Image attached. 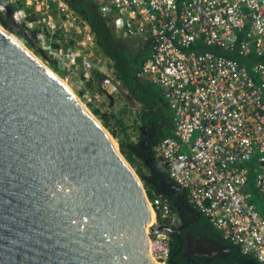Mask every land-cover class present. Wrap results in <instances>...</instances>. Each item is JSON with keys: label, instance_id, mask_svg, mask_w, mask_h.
<instances>
[{"label": "built area", "instance_id": "1", "mask_svg": "<svg viewBox=\"0 0 264 264\" xmlns=\"http://www.w3.org/2000/svg\"><path fill=\"white\" fill-rule=\"evenodd\" d=\"M83 1L119 36L148 47L137 76L159 88L171 111L172 134L152 147L168 178L223 240L264 264V0ZM0 16L70 77L96 80L108 94L123 90L67 1L0 0ZM146 197L149 254L170 264V235L152 228L180 218L165 195Z\"/></svg>", "mask_w": 264, "mask_h": 264}, {"label": "water", "instance_id": "2", "mask_svg": "<svg viewBox=\"0 0 264 264\" xmlns=\"http://www.w3.org/2000/svg\"><path fill=\"white\" fill-rule=\"evenodd\" d=\"M157 181L185 196L167 175ZM151 218L105 126L0 26V264H156Z\"/></svg>", "mask_w": 264, "mask_h": 264}, {"label": "trees", "instance_id": "3", "mask_svg": "<svg viewBox=\"0 0 264 264\" xmlns=\"http://www.w3.org/2000/svg\"><path fill=\"white\" fill-rule=\"evenodd\" d=\"M65 1H67L75 11L81 14L88 21L89 26L96 37V41L101 52L112 62L111 65L113 68V73L115 75V78L119 81L121 88L126 92L127 97H129L140 106V109L136 114L137 125L135 126V128L149 124L152 121L156 123V120L167 118L169 115L168 111H170V109L166 102H163V97L161 96L159 88L153 83L140 79L137 76L139 68L147 56L148 47L145 46L144 48H140L136 53H134V55H132L127 50L125 45L122 44L115 36L114 32L109 26L108 19L101 16L96 6L92 2L83 0ZM0 24L6 30L24 40L25 36L14 26H12L7 18L0 16ZM93 114L98 115L99 112L93 111ZM153 114L155 115L154 117ZM121 125L123 127V132L126 133V125L124 123H121ZM161 130L162 129L158 127L156 128L157 137L150 145L151 150L157 140L164 136H167V131L165 133H162ZM120 152L124 155L125 159L128 162L133 161L132 157L134 151L131 146L125 148V145L121 143ZM152 159L159 170L162 171L163 174L167 175V172L155 159L153 153ZM139 176L142 177V174H139ZM144 184L147 195L149 197H153V193L162 194L158 190V188H155L153 185L148 184L146 181ZM163 195L168 198L172 210L177 212L173 196L169 194ZM201 218L207 223V225H209V229L206 230L207 232L213 234L217 232L203 216H201ZM169 235L171 242V255L173 247L176 245V238L170 233Z\"/></svg>", "mask_w": 264, "mask_h": 264}, {"label": "rangeland", "instance_id": "4", "mask_svg": "<svg viewBox=\"0 0 264 264\" xmlns=\"http://www.w3.org/2000/svg\"><path fill=\"white\" fill-rule=\"evenodd\" d=\"M109 26L111 27L110 24ZM6 31L9 32L13 37H15L37 59H39L47 68H49L61 81H63L70 88L71 92L87 107V109L91 113H93V111L99 112L98 115H93L105 126L119 151L121 143L125 145V148L129 146H131L133 149L136 148L137 144H139L144 135V133L141 134V126L135 128V126L137 125L136 114L140 109V106L136 102L131 100L129 97H127L125 94L126 92L124 90H122L120 93L108 94L98 88V81L96 80L93 82L91 81L83 83V81L78 77H70L69 75H67V72L61 66H59L50 56L46 57L44 54L40 53L39 50L34 46L33 42L26 40V38H24L23 40L15 34L11 33L10 31ZM112 31L132 55H134V53H136L137 50L140 49L135 44L136 42L134 40H128L126 38H123L122 36H119L114 31V29H112ZM104 70L105 73L111 72L112 67L109 65L108 62L105 63ZM111 77L114 78L113 72ZM121 123H124L126 125V133L123 132V127ZM147 130L148 128L145 127L144 131L147 132ZM167 130L168 124L163 126L161 132L165 133ZM121 155L124 157L122 153ZM132 160V162H128L127 160L126 161L141 181V184L145 189V193L147 194L144 184L145 179L143 176L147 177L152 176L153 174L145 166L142 159L139 157V154L135 150ZM147 161L148 164L153 163L152 158H149ZM139 174H142L143 178L139 176ZM177 214L180 218L179 212H177ZM190 232V234H192L193 232L196 234H193L191 238L189 237V246H185L184 240L182 243V246L184 247L182 248L189 247V252L201 250L205 253H213L211 251L212 247L209 246L210 242L215 243L213 233H209L206 231L205 228L203 229L199 226H197L195 229H191Z\"/></svg>", "mask_w": 264, "mask_h": 264}, {"label": "flooded vegetation", "instance_id": "5", "mask_svg": "<svg viewBox=\"0 0 264 264\" xmlns=\"http://www.w3.org/2000/svg\"><path fill=\"white\" fill-rule=\"evenodd\" d=\"M148 130L147 132L143 135V138L137 144L136 148H132L133 151L135 150L138 154L139 157L142 159L143 163L145 166L151 171L153 174L152 176H143L145 181L148 184L153 185L155 188H157L158 185V177L161 175V171L156 165H153V170H150L148 167V159L151 157L148 147H150L151 151V143L156 139V126L154 125L153 122H150L149 124L145 125ZM147 138V139H146ZM146 141V143H144ZM180 214V223L174 228H179L178 230L174 231L172 233V236H175L176 238V245L173 247L172 254L170 255V264H223L219 260H217L215 257L211 258L212 253H205L201 250H196V251H190L189 252V247L188 248H182L183 241L185 240V246H189V237L191 238L193 234H190L191 229H195L197 226L202 227L203 229L205 228L206 230L209 229V225L199 216H191L185 212H179ZM191 214V213H190ZM193 215V214H192ZM182 222V223H181ZM200 235V234H199ZM216 235H214L215 237ZM187 241V242H186ZM212 251V249H211Z\"/></svg>", "mask_w": 264, "mask_h": 264}, {"label": "crops", "instance_id": "6", "mask_svg": "<svg viewBox=\"0 0 264 264\" xmlns=\"http://www.w3.org/2000/svg\"><path fill=\"white\" fill-rule=\"evenodd\" d=\"M154 116L155 115L153 114V117ZM153 123L156 127L160 128V129H163V126L168 124V130L166 133H167V135L172 134L173 126H172V122H171L170 111H169V115L167 118L156 120V123L155 122H153ZM143 126H145V125H143ZM151 154H152V150H151ZM151 158H152V155H151ZM161 174H163L162 171H161ZM172 196L174 198L175 206H177L182 212H185L191 216L196 215V214L194 215V212H191V209H194V208H192L188 204L186 196H183V198H180L181 192L175 193ZM214 235H216L214 237L215 243H212V242L209 243V246L212 247V252H213L210 255L211 258L215 257L217 260H219L223 264H260L251 256L242 254L236 246H234V245L230 244L229 242L223 240L218 232L214 233Z\"/></svg>", "mask_w": 264, "mask_h": 264}, {"label": "bare ground", "instance_id": "7", "mask_svg": "<svg viewBox=\"0 0 264 264\" xmlns=\"http://www.w3.org/2000/svg\"><path fill=\"white\" fill-rule=\"evenodd\" d=\"M63 82V81H62ZM64 83V82H63ZM65 84V83H64ZM66 85V84H65ZM67 86V85H66ZM68 87V86H67ZM69 88V87H68ZM70 89V88H69Z\"/></svg>", "mask_w": 264, "mask_h": 264}]
</instances>
